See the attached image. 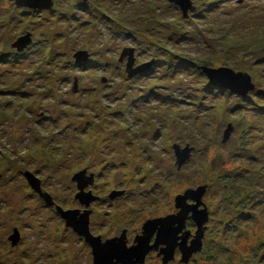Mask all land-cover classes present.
<instances>
[{"label":"rangeland","instance_id":"rangeland-1","mask_svg":"<svg viewBox=\"0 0 264 264\" xmlns=\"http://www.w3.org/2000/svg\"><path fill=\"white\" fill-rule=\"evenodd\" d=\"M190 1L185 17L168 0H0V264H94L57 207L91 209L103 242H133L200 188L209 221L188 264H264V0ZM126 50L146 69L134 78ZM204 69L246 74L255 90L213 86ZM176 146L191 150L180 169ZM84 171L90 209L73 181ZM168 264H184L179 251Z\"/></svg>","mask_w":264,"mask_h":264},{"label":"water","instance_id":"water-1","mask_svg":"<svg viewBox=\"0 0 264 264\" xmlns=\"http://www.w3.org/2000/svg\"><path fill=\"white\" fill-rule=\"evenodd\" d=\"M168 1L178 5L185 17L188 16L190 11L194 10L190 0ZM16 4L21 8L39 11L51 10L54 6L53 0H16ZM31 43L32 40L30 36H27L19 39L14 47L21 51ZM133 53L134 51L126 50L122 53L120 59V61L123 62L124 59L128 57L127 72L129 78H134L146 70L145 68H133L135 62ZM76 59L78 62H86L89 59V55L87 53H79ZM204 71L213 86H219L241 96H246L249 92L255 90V86L251 83V78L246 74H235L227 69L217 71L204 69ZM229 131H231V129ZM228 138L229 132L226 135V139ZM175 151L177 166L180 169L189 161L191 150H181L179 146H176ZM26 179L32 189L40 193L49 206L54 205L49 195L42 194L41 182L34 175L27 173ZM73 181L77 183L79 190L76 199L86 208H89L96 198L92 196L91 192L86 193L85 189L93 185V177L87 179L86 171H84L77 174ZM206 193V188H200L197 191L191 190L187 192L185 196L178 198L176 200V208L180 210V213L176 216H169L147 223L143 229V236L137 238V245L131 248H127L124 236L118 240H111L106 243H103L101 238L94 237L89 229V217L91 215V211L89 210L81 214L80 211L65 212L60 207H57V211L61 217L66 220L67 225L72 227L79 235L83 236L86 243L91 246L95 264H143L146 262L149 253L158 250L160 246L162 247L161 256H163L164 264H168L175 260L177 250H179L182 255V263L188 264L192 257L203 249V239L205 236L206 224L209 221V214L206 209L200 208L204 207L203 199ZM117 194L120 195L122 193ZM189 201H193L195 204L190 205ZM190 220L195 222L197 232L189 243L191 233L186 231V227L187 222ZM155 235L156 239L154 244L151 245V241ZM19 239V233L16 232L11 238V241L15 245Z\"/></svg>","mask_w":264,"mask_h":264},{"label":"flooded vegetation","instance_id":"flooded-vegetation-1","mask_svg":"<svg viewBox=\"0 0 264 264\" xmlns=\"http://www.w3.org/2000/svg\"><path fill=\"white\" fill-rule=\"evenodd\" d=\"M116 194H117V193H115L114 196H116ZM114 196H113V197H114ZM120 196H121V195H120ZM95 198H96V197H95ZM189 204H190V205H194L195 203H194L193 201H190ZM90 206H91V205H90ZM56 207H57V205H56ZM89 209H90V207H89ZM200 209H202V207H201ZM89 211H91V209H90ZM91 213H92V211H91ZM191 225H196V224H195V222L192 221V220H190V221L187 222L186 231H189V232L191 233V238L189 239V243L192 241L193 237L195 236V235L192 233V231L189 230V228L191 227ZM91 234H92V233H91ZM123 236H124L125 243H126V246H127V247H128V244H130L131 247H134V246L137 245V239L134 240L133 242H129V240H131V239H128V238H127V237H128V234H127L125 231L122 233V235H121L120 237H115V238L110 239V240H107V241L118 240V239L122 238ZM94 237H95V236H94ZM96 238H97V237H96ZM99 238H100V237H99ZM138 238H139V237H138ZM155 239H156V235L153 237V239H152V241H151V245L154 244ZM85 241H86V240H85ZM107 241H106V242H107ZM102 242H103V241H102ZM106 242H103V243H106ZM88 245H89V244H88ZM90 248H91V246H90ZM129 248H130V247H129ZM91 249H92V248H91ZM161 250H162V247L160 246V248H158V250L150 252L148 256L153 255V254H156V255L158 256V258L161 259V257L163 258V256H161ZM178 251H179V250L176 251V255H177ZM92 253H93V251H92ZM176 255H175V257H176ZM148 256H147V257H148ZM93 257H94V255H93ZM146 260H147V258H146ZM146 263H147V262H145V263H143V264H146ZM94 264H95V261H94Z\"/></svg>","mask_w":264,"mask_h":264}]
</instances>
